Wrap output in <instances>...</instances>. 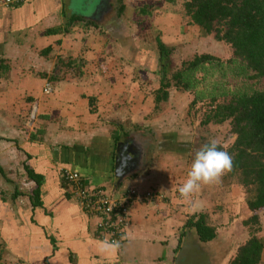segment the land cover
I'll return each mask as SVG.
<instances>
[{
  "label": "crops",
  "instance_id": "crops-1",
  "mask_svg": "<svg viewBox=\"0 0 264 264\" xmlns=\"http://www.w3.org/2000/svg\"><path fill=\"white\" fill-rule=\"evenodd\" d=\"M178 1L24 0L0 9V251L5 264H227L248 239L241 229L250 215L243 199L232 210L245 216L232 214L223 221L220 214V223L210 217L220 208L212 210L202 190L191 201L181 198L178 188L189 168L183 156L166 149L164 126L153 129L156 116L141 115L149 111L146 104L131 102L132 111L117 105L124 92L122 59H133L130 69L136 65L149 72L158 63V41L172 48L180 39L173 41L171 34L198 28L181 24L183 15L164 7ZM139 16L158 20L157 35L143 29V38L135 27ZM33 110L34 124L29 121ZM147 131L157 143L150 151L147 138L137 135ZM118 143H124L128 156L117 172ZM62 168L78 171L112 197L135 192L117 249L101 250L95 219L78 207L60 177ZM27 169L43 178L38 189ZM34 189L39 201L32 203ZM205 210L210 212L206 224L215 228V237L207 241L189 225Z\"/></svg>",
  "mask_w": 264,
  "mask_h": 264
},
{
  "label": "trees",
  "instance_id": "trees-1",
  "mask_svg": "<svg viewBox=\"0 0 264 264\" xmlns=\"http://www.w3.org/2000/svg\"><path fill=\"white\" fill-rule=\"evenodd\" d=\"M183 11L187 22L197 26L201 35L210 36L230 49L226 62L238 65L241 75L250 82L248 91L228 92L224 88L219 101L211 95L199 126L228 122L234 138L225 147L220 144L218 147L232 155L233 169L229 174L236 176L235 182L245 191L244 207L251 212L243 221L248 239L236 247L227 264H260L263 244L257 234L261 228L258 212L264 210V0H184ZM157 51L160 83L155 91V105L167 99L171 88L191 91L204 79H198L196 74L206 76L207 68L221 63L220 58L214 55L193 54L181 61L180 67L168 78L165 71H168L174 49L158 41ZM197 99L194 98L193 105ZM70 171L82 177L78 171ZM59 173L61 175V171ZM27 178L35 182L36 189L43 182L41 176L28 169ZM61 178L72 195L70 184ZM36 189L32 203L39 201ZM205 217L199 213L189 219V225L193 224L201 240L207 241L215 237V228L206 224ZM0 264H5L1 251Z\"/></svg>",
  "mask_w": 264,
  "mask_h": 264
},
{
  "label": "rangeland",
  "instance_id": "rangeland-1",
  "mask_svg": "<svg viewBox=\"0 0 264 264\" xmlns=\"http://www.w3.org/2000/svg\"><path fill=\"white\" fill-rule=\"evenodd\" d=\"M183 2L184 0H179L176 4L172 5L170 3H166L164 4V7H166V10H178L180 14L183 15ZM159 16L158 18L160 21L161 16ZM139 19L141 23L138 25L136 24L135 27L139 29V33L143 36V38H147V32H145L143 29L149 31L148 35L150 37H153V34L157 35V31H153L158 23L157 19L154 20V16H139ZM187 21L188 18L183 16L181 24L185 25ZM183 27L185 26H182V28ZM163 34L165 33L160 32L158 33V36L161 37L163 36ZM171 35L170 39H172L173 41L177 40V37H179L180 40L174 42L175 46L172 47L175 53L173 52V55L170 56L171 59L168 71H165V74L168 78H170L171 73H173L174 70L180 67L179 64L181 61L187 60L186 58L192 56L193 54L207 53L210 55H214L220 58L219 60L221 63L219 64V66L214 65L212 68H207L206 76H203L201 73L196 74L198 79H201L203 77L204 79L201 81L199 80L200 82H198V84L194 88H192L191 91H180L171 88L168 90L167 99L160 101L158 105H155V91L159 88L160 83V66L158 67V63L156 66V71H149V66V72H144L142 66L138 68V66L134 65V69H130L128 67L130 60H132L133 62V59H122L124 62L123 69H121L123 71V84L120 85L124 88V92L122 93L123 95H120L117 101V105L120 106V110L123 108H127L126 110L132 111L135 109V105H132L131 102L135 104L142 103V106L146 104V107L149 108V111L144 110L145 112H143V114L141 115L147 114L145 115V117H147L148 115L152 117L156 116L155 121H152L153 129H160V126H164L168 133L166 138L169 139V142L167 141V143L165 144L166 149L168 148V150L172 151L174 155L183 156L187 164L185 165V168L190 169L195 153L205 144V142L208 143L211 139H216L218 141V144H220L222 147H225L230 142H232L234 138V136L230 134L231 132L230 126H228V122H224L218 125H208L207 127L202 128L199 126V122L202 119V113L208 108L206 105L209 103V97L211 95H215L218 98V101L221 100L222 95H220V93H222L224 88H226L228 92L238 90L248 91L250 82L246 81L241 75L238 65L234 63L228 64L226 62L231 54L230 49L223 43L216 42L210 36L201 35V33L199 32V28H197L195 32L191 30L180 35L179 33H177L175 37L173 36V34ZM119 67L121 68L120 65ZM150 69H152V67H150ZM118 82H120L119 79L115 81V84ZM112 83H114L113 80ZM117 87L119 89L121 88L119 86ZM195 97H197L198 99L196 100V102L194 101L195 104L193 105L192 101ZM128 99H130V102ZM123 112L124 113L121 114V116L124 119L126 117L125 114L127 113L125 111ZM147 118H145V120H147ZM29 121L32 123L34 120L33 118H30ZM32 124H34V122ZM139 124L142 125L143 123L140 121ZM152 126H149V129H151ZM137 135H141L143 137L141 139L147 138L149 144H147L148 147L146 149L148 151H150V149H153L154 144L157 145L156 141L153 140V137L149 131H147V133L138 132ZM170 136L171 138H169ZM159 148H163V146H160ZM178 180L179 178L175 179V183H179ZM235 180L236 176H231L228 172L221 177L219 183L213 184L211 186H205L201 189L202 196H205L208 199L211 198V201L213 202V206H211V209L215 210L216 212V208H220V210H217L216 213L219 215L210 216L215 217L217 222L218 217L220 219V223L222 221L220 218V214L222 217L225 216L223 218V221L227 219V216H231L232 214L234 217L239 214H241L242 218L245 216L244 214H242L243 210L241 211V209H237L235 211L232 210L233 205L240 206L241 203L244 204V202H241V199H243V193L245 194V191L243 192V189L239 184L235 182ZM234 197L237 200L235 201V203L231 202V199ZM239 198L241 199L239 200ZM243 206L244 205H242V207ZM205 211L203 212V214L205 215H208L210 213ZM247 212L248 210L244 211V213ZM258 213L259 219L261 220L260 226L262 225L264 227V212L263 214H261V212ZM250 215H247V217H249ZM247 217L245 216V218ZM191 225L193 227V224ZM238 226L240 231L241 227L240 225ZM241 229L243 232L247 230L246 227H242Z\"/></svg>",
  "mask_w": 264,
  "mask_h": 264
},
{
  "label": "built area",
  "instance_id": "built-area-1",
  "mask_svg": "<svg viewBox=\"0 0 264 264\" xmlns=\"http://www.w3.org/2000/svg\"><path fill=\"white\" fill-rule=\"evenodd\" d=\"M24 0H0V9L16 6ZM48 88L45 89V92ZM61 177L72 189V196L84 213L95 219L97 237L103 241H120L128 224L129 205L135 192H123L119 197H112L100 186H91L78 173L62 168Z\"/></svg>",
  "mask_w": 264,
  "mask_h": 264
},
{
  "label": "clouds",
  "instance_id": "clouds-1",
  "mask_svg": "<svg viewBox=\"0 0 264 264\" xmlns=\"http://www.w3.org/2000/svg\"><path fill=\"white\" fill-rule=\"evenodd\" d=\"M233 169V157L227 151L220 150L218 141L211 139L204 144L192 160L187 178L179 186L181 198L191 201L205 186L219 183L221 177ZM195 207V205H194ZM119 247V241L105 239L101 242L102 251H112Z\"/></svg>",
  "mask_w": 264,
  "mask_h": 264
},
{
  "label": "water",
  "instance_id": "water-1",
  "mask_svg": "<svg viewBox=\"0 0 264 264\" xmlns=\"http://www.w3.org/2000/svg\"><path fill=\"white\" fill-rule=\"evenodd\" d=\"M35 116V110L32 111L31 113V118H33ZM117 163H116V166H117V172L120 170L119 168H121V165L123 163V161H125V159H127V156H128V152H127V148L126 146H124V143H118L117 145ZM122 151H126L125 153H121Z\"/></svg>",
  "mask_w": 264,
  "mask_h": 264
}]
</instances>
